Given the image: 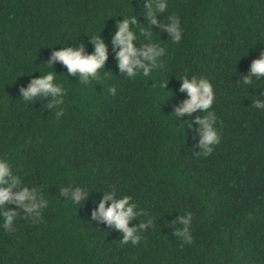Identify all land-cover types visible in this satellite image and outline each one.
<instances>
[{
  "label": "trees",
  "instance_id": "trees-1",
  "mask_svg": "<svg viewBox=\"0 0 264 264\" xmlns=\"http://www.w3.org/2000/svg\"><path fill=\"white\" fill-rule=\"evenodd\" d=\"M165 3L153 25L143 16L146 0H0V158L47 200L36 223L6 204L17 215L14 232L0 228V264H264V107L255 108L264 75L243 82L264 52V0ZM169 14L180 21L177 42L164 28ZM127 16L136 22L134 48L163 49L148 76L118 69L112 37ZM96 35L106 58L88 85L50 61L77 44L91 54ZM50 70L65 89L60 117L45 106L50 97H20ZM181 75L211 83L208 109L175 115L188 98ZM209 112L219 143L203 156L195 121ZM77 187L86 196L73 204ZM108 191L113 200L131 197L136 215L127 226H136L137 244L121 245L123 233L93 217ZM185 212L191 243L176 234Z\"/></svg>",
  "mask_w": 264,
  "mask_h": 264
},
{
  "label": "clouds",
  "instance_id": "clouds-1",
  "mask_svg": "<svg viewBox=\"0 0 264 264\" xmlns=\"http://www.w3.org/2000/svg\"><path fill=\"white\" fill-rule=\"evenodd\" d=\"M146 8L147 10L143 13L144 18L155 25L157 23L155 14L164 11L166 3L165 0H151V6H148L146 0ZM167 18L169 23L164 25V28L171 41L177 42L182 31L180 21L171 14ZM130 24L133 27L136 26L135 19L131 16L124 17L115 24V34L112 37V43L114 46H119V50L115 53L118 69L128 78H135L138 74L148 76L150 69L156 66L154 57L160 55L163 49L151 42L144 45L140 50L134 48L133 42L137 37L130 30ZM140 31L146 38L152 36L150 31L145 32L143 28ZM91 44L93 46L91 54H83L81 46L77 44L76 47H62L60 50L54 51L51 54L50 61L61 62L66 66L69 74L79 73L80 83L88 85L90 80L98 79L99 70L102 69L106 58L105 45L98 39L97 35L91 38ZM144 61H149V64L145 65ZM46 65L48 66V64ZM261 75H264V52L260 54L259 58L251 62L249 75L243 77V82L244 84H249L254 77ZM187 77V75H181L180 90L185 91L188 98L174 110L176 116L191 114L196 109H200L203 112L209 108L213 101L212 85L206 78H198L195 75L191 76V79ZM54 80H56V76L51 70L43 74L40 73L38 78L32 79L25 88L20 90V97L22 100H27L31 103L38 95L48 96L50 99L45 106L55 110L54 115L60 117L63 114V109L59 106L63 103L65 89L60 83H53ZM161 87H164V84ZM108 92L110 94L114 93V88L108 87ZM262 107H264V101L255 104L256 109ZM212 120V113L209 112L207 118H197L195 121L201 128V137L198 145L203 149L198 155H209L213 150L211 145L219 143V133L212 127ZM13 188L18 190L13 192L11 191ZM112 194L111 191L104 193L92 215L94 218L99 216L106 224L113 225L123 233V238L119 242L121 245L125 243L135 245L140 240V235L136 226H127L128 221L136 215L132 211L135 205L130 202V196L124 195L113 200L111 199ZM85 196L86 193L80 187H77L72 191L69 199L73 204H76L82 201ZM41 197H43L41 191L35 187L24 186L21 178L11 170L8 160L0 158V228L9 233L15 231L13 219L17 212L14 209L7 208V203L19 205L24 212L29 214L33 223L39 222L41 219L40 209L47 203V200ZM105 200L110 201L107 207H105ZM191 216L190 212H185L177 217L176 225L181 227L176 228V234L184 243H191ZM146 223L150 225L151 219ZM144 227V223L139 225L140 229Z\"/></svg>",
  "mask_w": 264,
  "mask_h": 264
}]
</instances>
